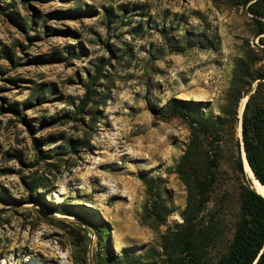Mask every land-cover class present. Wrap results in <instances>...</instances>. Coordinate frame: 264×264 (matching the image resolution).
I'll use <instances>...</instances> for the list:
<instances>
[{
	"label": "rangeland",
	"instance_id": "374dc122",
	"mask_svg": "<svg viewBox=\"0 0 264 264\" xmlns=\"http://www.w3.org/2000/svg\"><path fill=\"white\" fill-rule=\"evenodd\" d=\"M258 19L230 0H0V264L186 257L175 165L191 133L163 108L177 98L216 116L239 63L264 76ZM199 35L213 46L193 45ZM259 81L245 78L241 93ZM238 185L223 163L193 223L200 264L231 240ZM153 194L162 222L147 209Z\"/></svg>",
	"mask_w": 264,
	"mask_h": 264
},
{
	"label": "trees",
	"instance_id": "16d2710c",
	"mask_svg": "<svg viewBox=\"0 0 264 264\" xmlns=\"http://www.w3.org/2000/svg\"><path fill=\"white\" fill-rule=\"evenodd\" d=\"M230 1L234 5L246 7L255 19L259 18L258 35L264 33V0ZM63 14L69 13L52 12L48 16L60 17ZM193 43L201 44L205 48L213 46L212 40L204 35L197 36ZM250 74L240 63L237 65L226 95V104L216 116L204 115L199 110L189 108L190 103L177 98L169 99L164 105L165 112L169 116L184 120L191 133L187 149L175 165V171L187 190V202L181 214L187 226L178 233L176 239L181 245L180 254H185L186 257L181 258L178 264H200L194 253L197 238L193 223L209 203L218 180L219 168L223 163L229 165L239 181L238 214L231 240L215 264H264V196L251 188L250 181L246 179L244 163L242 165V145L237 134L240 122L237 110L239 102L249 94V90L241 93V84L245 78L264 79L263 74L256 73L252 77ZM262 83L264 81L258 82L254 92L248 95L245 102L241 116V139L246 161L257 181L264 187V93L260 89ZM89 93L87 87L83 105L89 101ZM254 99H257L256 105L251 107ZM33 141L37 144L38 140L33 137ZM151 188L149 185L150 194L153 193ZM152 197L148 212L157 222H162L165 217L164 207L157 194ZM103 228L98 226L93 231L103 232ZM94 264L102 263L97 260Z\"/></svg>",
	"mask_w": 264,
	"mask_h": 264
},
{
	"label": "bare ground",
	"instance_id": "6f19581e",
	"mask_svg": "<svg viewBox=\"0 0 264 264\" xmlns=\"http://www.w3.org/2000/svg\"><path fill=\"white\" fill-rule=\"evenodd\" d=\"M243 157H244V153H243ZM243 163H244V169H245L246 175L253 189H255V191H257L258 193L264 196V187L256 180V178H254L255 176H253V173L250 167L248 166V164L246 163V161L244 160V158H243Z\"/></svg>",
	"mask_w": 264,
	"mask_h": 264
},
{
	"label": "water",
	"instance_id": "95a60500",
	"mask_svg": "<svg viewBox=\"0 0 264 264\" xmlns=\"http://www.w3.org/2000/svg\"><path fill=\"white\" fill-rule=\"evenodd\" d=\"M243 98H247V96H244ZM239 127H240V134H239V137H240V140H241V152H243L244 153V148H243V143H242V139H241V119H240V122H239ZM241 157H242V155H241ZM244 160L246 161V158H245V153H244ZM243 158H242V165H243ZM246 163H247V161H246ZM248 164V163H247ZM249 166V165H248ZM243 170H244V166H243ZM244 173H245V171H244ZM254 176V175H253ZM246 177V176H245ZM255 178V177H254ZM246 179H247V177H246ZM248 180V179H247ZM257 180V179H256ZM251 188H252V186H251ZM257 192V191H256ZM258 193V192H257Z\"/></svg>",
	"mask_w": 264,
	"mask_h": 264
}]
</instances>
